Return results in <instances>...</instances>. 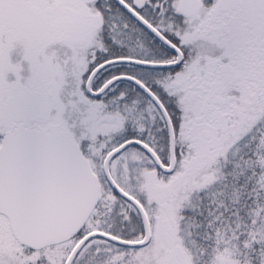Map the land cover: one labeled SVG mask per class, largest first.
<instances>
[{"label":"snow or ice","instance_id":"6c2138e0","mask_svg":"<svg viewBox=\"0 0 264 264\" xmlns=\"http://www.w3.org/2000/svg\"><path fill=\"white\" fill-rule=\"evenodd\" d=\"M0 264H264V0H0Z\"/></svg>","mask_w":264,"mask_h":264}]
</instances>
